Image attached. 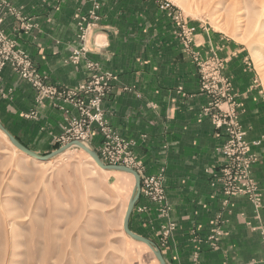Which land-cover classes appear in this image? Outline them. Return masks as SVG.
Returning <instances> with one entry per match:
<instances>
[{"label":"crops","instance_id":"0c3cea01","mask_svg":"<svg viewBox=\"0 0 264 264\" xmlns=\"http://www.w3.org/2000/svg\"><path fill=\"white\" fill-rule=\"evenodd\" d=\"M160 1L0 0V18L8 36L59 91L87 80L88 61L111 75L112 89L103 102L110 126L130 143L142 175H165L166 200L152 201L142 193L130 228L152 240L166 264H264V196L256 207L246 196L224 192L226 158L219 148L227 136L213 123L218 108L202 88L194 53L203 59L216 53L226 60L250 151L260 159L252 175L264 189L263 91L245 49L223 35L200 31L194 53L186 51ZM97 5L100 20L80 41L79 21ZM82 46L86 52L74 63L70 58ZM0 84L3 125L40 154L57 149L65 127L62 108L78 116L74 105L41 96L12 66L1 72ZM230 102L223 100L221 108L235 107ZM93 132L86 143L99 151L103 136L97 125Z\"/></svg>","mask_w":264,"mask_h":264},{"label":"rangeland","instance_id":"374dc122","mask_svg":"<svg viewBox=\"0 0 264 264\" xmlns=\"http://www.w3.org/2000/svg\"><path fill=\"white\" fill-rule=\"evenodd\" d=\"M168 1L187 27H195L191 52L200 31L240 44L264 95V0ZM194 54L220 68L225 100L235 106L224 110L247 140L226 60L216 53L206 59ZM256 156L254 165L260 160ZM39 164L0 133V264H147L151 259L156 264L154 254L145 253L121 228L133 175L101 169L79 147ZM251 177L263 200L262 184Z\"/></svg>","mask_w":264,"mask_h":264},{"label":"built area","instance_id":"2783aa9c","mask_svg":"<svg viewBox=\"0 0 264 264\" xmlns=\"http://www.w3.org/2000/svg\"><path fill=\"white\" fill-rule=\"evenodd\" d=\"M159 7L169 19L177 24L176 34L180 42L186 51H191L195 27H187L180 11L170 1L161 0ZM98 8L97 5L88 16L82 17L79 21L78 39L80 41H86L90 30L100 20V15L97 13ZM2 22L3 19L0 18V74L5 67L12 66L14 71L24 81L30 83L41 96L64 98L71 102L79 112L77 116L70 109L62 108L65 113V127L64 134L58 142L65 144L78 139L86 143L94 133V125H97L99 133L103 136V143L98 151L101 159L106 164L127 165L140 173L138 169L140 165L131 153L130 143L122 139L117 131L110 126L103 109V102L112 89L111 75L103 72L95 61H88L87 67L90 74L87 80L80 83L76 89L61 92L57 85L48 82L39 72L29 54L19 48L17 40L8 36L2 27ZM84 52H86L84 46L76 49L70 58L71 61L77 63ZM210 64L211 61L205 63L200 61L202 88L212 94L213 106L218 108V111L212 114L214 125L218 129L223 128L227 136L219 148L226 158V163L221 171L222 177L227 180L224 182V192L230 196H246L256 207H260L262 200L259 194V185L251 177L254 163L257 161V154L250 151L246 132L241 125L233 120H228V117L232 115L221 108L226 97L223 78L220 76V71L216 70L220 68H213ZM2 92L0 84V93ZM164 177L163 172L157 175L141 174L142 193L152 201L164 202L166 200ZM162 211L166 213L167 208H163Z\"/></svg>","mask_w":264,"mask_h":264},{"label":"water","instance_id":"95a60500","mask_svg":"<svg viewBox=\"0 0 264 264\" xmlns=\"http://www.w3.org/2000/svg\"><path fill=\"white\" fill-rule=\"evenodd\" d=\"M0 130L7 136L9 141L22 153L25 155H28L29 157H32L33 159H36L38 161H51L63 154H65L68 150H70L73 147H79L86 151L95 161V163L102 169L108 170V171H120L123 173L132 174L135 179V184L133 188L132 195L129 199L128 206L126 209L125 217H124V223H123V230L127 236L130 238L142 242L146 244L150 250L154 253L156 258L158 259L160 264H166V260L164 258V255L162 254L161 249L149 238H146L142 235H139L132 231L130 228V219L132 216V213L134 211V208L136 206V203L138 202L141 194H142V179L141 174L134 168L129 167L127 165H118V164H106L100 157L98 151L92 147L90 144H87L83 142L82 140H72L68 143H65L58 147L57 149L51 151L47 154H40L26 145H24L17 137H15L1 122L0 120Z\"/></svg>","mask_w":264,"mask_h":264},{"label":"bare ground","instance_id":"6f19581e","mask_svg":"<svg viewBox=\"0 0 264 264\" xmlns=\"http://www.w3.org/2000/svg\"><path fill=\"white\" fill-rule=\"evenodd\" d=\"M0 133L9 141V139L7 138V136L0 130ZM9 143L15 148V149H17L10 141H9ZM87 144H89V143H87ZM18 150V149H17ZM28 156V155H27ZM49 162V161H48ZM48 162H45V161H40V163L41 164H39V167H43V166H46L47 164L46 163H48ZM102 169V168H101ZM104 170V169H103ZM106 171H108V170H106ZM113 172H120V171H113ZM123 173V172H122ZM132 175V174H131ZM126 209H127V207H126ZM125 213H126V210H125V212H124V214H123V217H122V223H121V228H122V231H123V233H124V230H123V223H124V217H125ZM126 235V234H125ZM127 236V235H126ZM130 238V237H129ZM132 239V238H131ZM134 240V239H133ZM136 241V240H135ZM139 242V241H138ZM142 243V242H141ZM144 244V243H143ZM146 245V244H145Z\"/></svg>","mask_w":264,"mask_h":264},{"label":"trees","instance_id":"16d2710c","mask_svg":"<svg viewBox=\"0 0 264 264\" xmlns=\"http://www.w3.org/2000/svg\"><path fill=\"white\" fill-rule=\"evenodd\" d=\"M58 147H60V145H59ZM58 147H57V148H58Z\"/></svg>","mask_w":264,"mask_h":264}]
</instances>
